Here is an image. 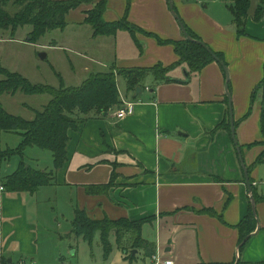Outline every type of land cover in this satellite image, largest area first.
<instances>
[{
  "label": "crops",
  "instance_id": "crops-1",
  "mask_svg": "<svg viewBox=\"0 0 264 264\" xmlns=\"http://www.w3.org/2000/svg\"><path fill=\"white\" fill-rule=\"evenodd\" d=\"M220 2L172 0L180 22L223 56L230 99L221 64L211 63L187 80L188 68L176 66L179 59L173 45H160L138 30L94 37L84 23L93 5H81L67 15V26L60 33L78 56L75 66L69 60L72 69L76 72L79 68L86 79L113 67L137 69L161 64L175 66L168 75L175 82L154 88L150 77L137 99L126 95L124 83V92L119 93L132 105L131 113L121 118L118 110L111 111L69 131L68 162L56 172L53 185L35 194L6 190L0 194V264H97L96 256L80 259L75 251L74 262L44 261L39 217H31L29 202L37 201V195L45 190L56 197L67 194L73 214L78 208L92 220L107 217L138 222L153 218L144 225L142 237L155 244V254L162 261L264 264V164L254 165L264 147H248L262 140L261 93L258 106L259 93L254 102L252 96L264 76V16L259 22L249 18L246 35L238 37L231 11L226 6L230 19L220 13L222 8L216 6ZM210 5L214 15L208 14ZM126 11L131 26L166 41L185 38L169 0H107L104 20L121 21ZM230 101L244 166L231 124L230 131L217 130L227 114L230 116ZM251 106L252 114L245 120ZM53 170L54 162L52 169L39 171ZM113 175L114 185L106 193H87V187L108 184ZM251 207L257 229L240 250L237 226ZM150 229L156 233L150 235ZM69 235L74 236L72 231ZM165 236L171 237L167 249ZM81 243L86 244L75 238L76 249ZM73 248L69 246V251Z\"/></svg>",
  "mask_w": 264,
  "mask_h": 264
},
{
  "label": "trees",
  "instance_id": "trees-1",
  "mask_svg": "<svg viewBox=\"0 0 264 264\" xmlns=\"http://www.w3.org/2000/svg\"><path fill=\"white\" fill-rule=\"evenodd\" d=\"M233 15V25L237 36L246 35V25L249 18L261 21L264 16V0L256 1L253 9L252 0H222ZM107 0H0V34L11 31L13 34L18 28L30 26L31 32L28 43L38 44L48 33L62 31L67 26V15L81 5H93L87 12L85 24L90 26L94 37H115L120 31L134 33L135 30L154 37L160 45H173L178 56L176 66L185 65L188 68L187 80L193 74L201 72L207 65L217 62L225 63L223 56L207 48L210 52L197 42L184 38L179 41H166L159 36L147 33L138 27L131 26L127 21V11L124 18L118 22H106L104 13ZM129 7V5H128ZM16 9L11 13L7 9ZM253 9V10H251ZM174 10L176 8L174 7ZM176 12V11H175ZM188 35L195 41H201L185 24ZM202 42V41H201ZM219 63V62H217ZM226 65V64H225ZM163 67L157 64L151 68H116L107 72L91 74L78 87H67L60 78L59 87L49 85L33 84L19 73L9 72L0 62V97L3 95L15 96L22 93L26 96H49L50 101L41 111H33L34 118L26 120L20 116L9 114L0 104V132L16 134L21 136L22 142L16 152L8 149L0 150V166L3 162L10 160L14 155L23 157L27 148L36 147L49 151L52 154L54 170L50 172L39 171L21 162L17 170L1 180V184L9 193H37L41 188L51 186L55 183V174L68 162L67 148L69 145V131H76L78 127L85 124L94 117H103L111 111L121 109L123 99L119 93L118 79L125 83L126 95L132 94L135 99L137 90L146 89V81L150 77L154 80V88L160 84H170L175 81L169 78V72L174 68ZM261 93V128L262 141L249 145L264 147V76L257 86L252 100ZM252 114V106L245 120ZM218 129L230 131V116L227 114ZM264 164V151L256 159L254 165ZM253 168L252 166L249 170ZM115 176H112L108 184L87 187L90 195L106 193L113 185ZM206 213L213 215L211 211ZM153 218L143 219L138 222L129 219L111 220L104 218L92 220L80 209H75L72 221V235L76 239H82L88 247L93 248L94 239L99 236L98 246L102 249L104 261L113 252L111 236L114 237L117 249L122 253L125 264H139L145 262L156 253L155 244L142 237L145 224L151 223ZM240 233L241 245L257 229V221L254 209L251 207L248 215L237 226ZM136 252V253H135ZM141 255L139 259L138 256Z\"/></svg>",
  "mask_w": 264,
  "mask_h": 264
},
{
  "label": "rangeland",
  "instance_id": "rangeland-1",
  "mask_svg": "<svg viewBox=\"0 0 264 264\" xmlns=\"http://www.w3.org/2000/svg\"><path fill=\"white\" fill-rule=\"evenodd\" d=\"M222 1V0H221ZM256 1L252 0L253 9ZM205 7L208 1H205ZM217 7L222 8V12L230 19V13L227 9V3L220 2ZM204 7V8H205ZM208 14L212 15L214 8L209 6ZM251 9V10H253ZM11 13L16 9H7ZM214 15V14H213ZM218 17V16H217ZM31 32L30 26H24L17 29L13 34L11 31L0 34V62L5 69L12 73H19L27 78L33 84L49 85L51 87H59L60 78L65 86H79L86 79L79 68L76 72L72 69V60L75 66L77 54L70 48L65 35H61L60 31L46 34L38 44L28 43V36ZM45 54L46 59L40 56ZM120 92H124V81H118ZM260 93L258 94L255 106L259 104ZM50 101V97L45 96H26L18 93L15 96L3 95L0 97V104L11 115L20 116L26 120H32L34 114L32 110L41 111ZM26 104V108L23 106ZM255 108V107H254ZM262 134V128H261ZM263 139V135H262ZM262 141V140H261ZM22 138L16 134L0 132V150L8 149L16 152L21 145ZM264 151V150H263ZM24 162L37 170H50L53 167L52 154L49 151L41 150L35 147L27 148L23 157L14 155L10 160L3 162L0 166V180L3 177L14 173L19 164ZM58 195V194H57ZM56 197L50 190L42 191L37 195V201L29 202L31 217H39V242L40 248L45 252V262L68 261L74 262L77 258L72 256V252L77 253V257L84 258L90 256L91 259H97V264H105L109 261L110 264H125L122 253L115 245L114 237L111 236L113 252L107 261H104L102 249L98 246L99 236L94 239L92 251L87 244L81 243L76 249L75 238L69 235L72 231L73 212L70 203L67 200V194ZM150 228V227H148ZM154 235L156 231L150 229ZM168 234V232L166 233ZM171 237L165 236L164 243L166 248L170 247L168 240ZM81 240V239H80ZM69 246L75 248L69 251ZM89 251V253H88ZM165 252V250H164ZM89 254V255H88ZM164 253L163 255H165ZM169 255V254H168ZM141 258V255L138 256Z\"/></svg>",
  "mask_w": 264,
  "mask_h": 264
},
{
  "label": "water",
  "instance_id": "water-1",
  "mask_svg": "<svg viewBox=\"0 0 264 264\" xmlns=\"http://www.w3.org/2000/svg\"><path fill=\"white\" fill-rule=\"evenodd\" d=\"M170 1V8H171V11L172 13L174 14V16L177 18V20L179 21V24L181 26V29H182V32L185 36L186 39L188 40H191V41H194V42H197L198 44L202 45L204 48H206L209 52L210 50L207 48V46L201 42V41H195L193 39H191V37L188 35L185 27L183 26V24L180 22V20L178 19L176 13H175V10H174V7H173V3H172V0H169ZM211 53V52H210ZM43 60L47 58V56L45 54H42L40 56ZM215 60L217 62H219V64H221V66H223L224 70H225V73H226V77H227V83H226V93L228 95V98L230 99V94H229V72H228V69L227 67L222 63L220 62L216 57H214ZM141 92L140 89L137 90V95ZM229 113H230V124H231V133H232V138L234 140V143L237 147V152H238V155H239V159L241 160L242 162V165L244 166L243 164V159H242V155H241V150H240V147L238 146V143H237V140H236V131H235V126H234V115H233V110H232V105H231V101H230V105H229ZM246 180H247V185L248 187L250 188V180H249V177L248 175L246 174ZM245 241L243 242L242 245H244ZM136 253V252H135Z\"/></svg>",
  "mask_w": 264,
  "mask_h": 264
},
{
  "label": "built area",
  "instance_id": "built-area-1",
  "mask_svg": "<svg viewBox=\"0 0 264 264\" xmlns=\"http://www.w3.org/2000/svg\"><path fill=\"white\" fill-rule=\"evenodd\" d=\"M124 106L117 111L118 117H125L126 115L131 113L132 105L130 103H126L123 99ZM5 191L3 185H0V194ZM142 264V263H139ZM146 264V263H145ZM148 264H174L172 261H162L158 254L152 256L151 261Z\"/></svg>",
  "mask_w": 264,
  "mask_h": 264
}]
</instances>
